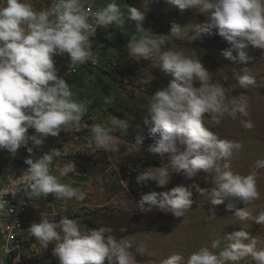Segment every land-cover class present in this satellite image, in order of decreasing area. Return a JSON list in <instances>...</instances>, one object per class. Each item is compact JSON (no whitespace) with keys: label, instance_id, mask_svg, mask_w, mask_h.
<instances>
[{"label":"clouds","instance_id":"9594fccd","mask_svg":"<svg viewBox=\"0 0 264 264\" xmlns=\"http://www.w3.org/2000/svg\"><path fill=\"white\" fill-rule=\"evenodd\" d=\"M181 11L192 10L208 17L210 23L196 26L199 34L218 29V35L237 50L233 55L226 50L223 55L239 68L238 84L246 89L256 83L246 66L252 59L244 49L249 45L264 49V0H167ZM92 17V23L89 17ZM127 20L135 22L139 37L133 35L126 45L130 57L151 60L173 79L157 91L148 102L144 123L149 127L154 142L147 152L164 160L166 153L172 157L160 168H148L137 176V183L156 181L159 187L169 182V173H183L192 179L200 171L214 173L216 187L199 188L212 205H220L224 199L236 197L246 204L259 199L257 173H234L231 160L242 144L219 138L205 126V120L213 127L238 114L243 128L252 130L254 123L249 117L248 97L244 92L232 99L218 82H212L209 70L196 51L186 55L183 50L167 47V42L181 34L176 23L170 34H145L144 14L135 7L127 6V17L116 0L89 13L84 0H53L50 7L37 10L31 0H0V150L15 154L22 146L32 154L34 146H42L48 136H59L62 129L79 127L87 106L74 100L69 83L59 75L55 57H69L68 76L76 67L91 61L97 62L93 41L97 29L109 25L123 27ZM113 97L105 102L112 103ZM126 119L109 114L104 121L90 126L89 148L105 152H118L116 130L127 132ZM29 129L35 134L29 135ZM141 151L142 140L134 144ZM62 152L50 149L39 158L31 155L24 163L31 183L25 195L33 200L52 194L57 200L74 199L83 202L87 193L71 183H62L59 177L76 171L74 161H69L53 174L51 165ZM255 169H264V159L254 162ZM192 193L185 186L169 191L143 194L139 201L141 212L157 209L184 217L192 208ZM226 211L240 221L252 219L264 226V211L253 216L250 208L226 206ZM212 215L215 216L214 210ZM30 234L43 247L54 244L53 255L59 264H140L127 239L110 235L112 229L82 227L76 219L63 216L59 222L42 214L39 223H32ZM259 240L243 229L224 235L223 241L214 239L210 246L200 247L186 257L174 253L161 259L159 264H240L250 258L255 264H264V247L258 248ZM0 264H4L0 260Z\"/></svg>","mask_w":264,"mask_h":264},{"label":"rangeland","instance_id":"374dc122","mask_svg":"<svg viewBox=\"0 0 264 264\" xmlns=\"http://www.w3.org/2000/svg\"><path fill=\"white\" fill-rule=\"evenodd\" d=\"M141 6L145 16L143 22V27L147 30L145 34L167 35L170 34L173 23L180 25L182 27L180 36L170 39L167 47L183 50L186 55H191L193 50L196 51L197 58H200L208 68L211 81L218 82L225 88L227 99L230 100L241 92L247 95L250 116L244 119L253 121L252 130L243 128L240 123L242 117L239 114L237 119L228 118L215 127L205 120V126L221 139L238 141L242 144L239 153L231 160V170L241 175L256 171L260 197L247 204L239 198L229 197L220 205H212L207 196L200 194L199 188L210 190L216 187L214 173L200 171L192 179H188L183 173L170 171L169 181H177L178 186H185L192 193L194 202L192 208L180 218L159 210L140 211L139 202L130 192L128 181L119 180V164L133 165L135 163L133 161L140 158L141 166L137 171L141 173L148 168L164 167L167 160L171 159V153H166L164 160H160L158 156L147 152L154 138L150 134L149 127L145 125L144 118L148 115L147 107L151 95L165 88L173 77L163 72L158 64L151 60H137L129 56L125 44L127 45L131 36L139 37L141 33L136 31L135 22L126 19L123 27L111 25L108 31L102 34L104 38L122 42L125 47L122 51L118 47L112 57L113 72L116 73L115 82L109 85L102 84V86L106 85L109 93H103L100 85V90H97V77H95L93 80L86 79L89 89L83 92L84 95L80 91L78 98L86 102L87 108L97 112L91 117L83 116L82 128L88 122L93 124L104 121L109 114L116 116L110 108L115 105V102L118 103L121 100L123 106L119 107L120 110L125 113L130 112L126 115L130 130L126 133L116 130L113 133L119 140L118 152L92 150L75 157V164L90 176L89 188L86 190L84 205L80 206L77 212L73 211L63 216L76 219L82 227L87 228L93 227L85 223V219H93L101 227L112 229L109 234L118 240H130L132 250L140 264H159L161 259L174 253H180L186 257L200 247L210 246L214 239L223 241L224 235L241 229L258 238V248L264 247V226L256 224L252 219L240 221L226 211V206L229 204L241 209L249 207L253 216L264 211V169L257 170L254 166L256 160L264 159V49L252 45L244 49L252 58L246 66L256 83L242 89L238 84V75L241 74L239 68L245 65H237L223 55L224 51L231 50L235 56L238 54L237 50L232 49L231 45L217 34L218 29L211 28L210 34H199L196 28L198 25L210 23L207 16L192 10L181 11L178 7L169 4L167 0H141ZM125 17H127L126 10ZM106 57L107 55H104L105 61ZM110 85H115V89L109 88ZM107 97H113V102L106 103ZM124 107L130 110H124ZM99 113L100 115H97ZM84 132L79 130L76 134ZM138 140H142L141 151H138L134 145ZM212 210L215 216L212 215ZM61 215L62 213L58 210L53 217L61 219ZM121 215L124 217L121 218ZM153 218L155 219L152 220ZM37 221L36 218H32L31 223H37ZM31 243L27 245L30 250L28 249L25 264H59L58 258L54 255L47 257L51 254L52 244L45 249L37 240ZM0 260L4 264H19L13 257L4 253L1 238ZM105 264L108 262L105 261ZM225 264H233V262L225 261ZM240 264H255V262L245 258Z\"/></svg>","mask_w":264,"mask_h":264},{"label":"built area","instance_id":"2783aa9c","mask_svg":"<svg viewBox=\"0 0 264 264\" xmlns=\"http://www.w3.org/2000/svg\"><path fill=\"white\" fill-rule=\"evenodd\" d=\"M109 2H111V0H84V7L89 13H91L102 8ZM116 2L121 5V10L125 14V10L127 12L128 6L126 0H116ZM31 3L34 8L39 10L41 8L50 7L53 0H31ZM89 22H93L91 16L89 17ZM110 26L111 25L98 28L96 35L90 38L93 41V51L97 60L95 64L88 61L85 64L77 66L74 72L65 76V73L68 72V55L65 54L63 56L55 57L56 67L59 69V75L65 77L69 86L72 81L76 83V85L79 84L81 81L79 78L81 71L84 72L83 74H86L89 73L92 68L97 72H100L102 69L108 70V68H110L103 63L104 61L102 62V56L104 55H101L96 51L97 45L101 43L103 32H106V30L108 31ZM76 77L77 80H75ZM83 103L86 104V102ZM32 130V133L35 134V130ZM61 133H65V130L62 129ZM52 138L53 136H48L44 140L42 146H34L29 142L28 147H33L34 149L31 156L33 158H39L45 154L46 147ZM21 148L27 150L26 147L22 146ZM27 168L19 172H10L5 178H0V238L2 240V249L6 255L13 257L14 261L19 264H25V261L28 258L29 247L27 245L32 244L30 240L32 235L28 229L32 224L31 218L34 203L38 199L35 198L31 200L24 193L25 188L31 183ZM64 206H66L65 203L63 204V207Z\"/></svg>","mask_w":264,"mask_h":264},{"label":"crops","instance_id":"0c3cea01","mask_svg":"<svg viewBox=\"0 0 264 264\" xmlns=\"http://www.w3.org/2000/svg\"><path fill=\"white\" fill-rule=\"evenodd\" d=\"M95 77L96 74L86 73L83 74L82 83H79V85L71 83L70 88L73 93L72 98L78 102H83V100H80L78 98V96L80 95V91H82V95H84L83 92L89 89V84L87 83L86 79L93 80ZM97 90L99 89L97 88ZM95 113L97 112L87 108V112L84 115V117L86 115H89V117H91ZM97 115H100V113ZM95 119H97L96 116ZM91 125L92 124L88 122L82 128L81 127L82 122H80L78 128L71 127L68 130H66L65 133H61L59 136L52 138V140L49 142V144L46 147V152H48L50 149L53 148H58L62 152L61 155L62 157L61 158L58 157L54 159L53 164L51 165V170L53 174L59 177V170L64 166V164H66L69 161L75 162L74 160L75 157L85 154V152H90L92 150L95 151L94 148H89L88 146V142L91 137V132H90ZM79 130L85 132L79 133V135H77L76 133ZM32 132L33 130L29 129L28 134L32 135L33 134ZM30 155L31 154L28 153V151L23 148L18 149L15 154H11L7 150H0V178H5L6 175L10 172H19L26 169L28 165L25 164L24 161L26 158H29ZM59 178L62 183H70V182L75 183V185H72L73 187H79L85 192L89 188L90 176H88L85 170L80 169L77 165H76V171L74 173H69L67 176L59 177ZM83 202H77L74 199L57 200L52 194H49L47 198L41 196L34 203L32 218H36L38 220L37 223H39L41 221V216L44 213L45 215L48 216V218H51V220L54 219L56 220L55 222L58 223L60 219L53 217L54 215L57 214L58 210L62 213L60 217L62 218L63 215H69L73 211L77 212L81 208L80 206L84 205ZM57 203L60 204L57 205ZM64 203L66 206L63 207ZM32 218H31V222H32Z\"/></svg>","mask_w":264,"mask_h":264},{"label":"trees","instance_id":"16d2710c","mask_svg":"<svg viewBox=\"0 0 264 264\" xmlns=\"http://www.w3.org/2000/svg\"><path fill=\"white\" fill-rule=\"evenodd\" d=\"M126 2H127L128 7H135L139 11L142 12L141 0H126ZM125 46H126V44H125ZM118 47L121 49V51L124 50V48H125V47H123L122 42H114L113 40H111L109 38H104V37H102L101 43L99 45H97V47H96V51L99 54L107 55L106 61L104 60V56H102V62L104 61L103 63L106 66L110 67L108 70L102 69L100 72H97L93 68L90 70V73L96 74V77H97L96 78L97 79V85L96 86L98 89H99V85L100 86H102V84L109 85V84L115 82L114 79H115L116 73L113 72L114 63L112 62V57L114 55L115 50L116 51L118 50L117 49ZM131 75H133V73H131ZM79 78L81 80L79 83H82L83 71H81V73L79 74ZM75 80H77V77L75 78ZM71 83H74V82L72 81ZM74 84H76V83H74ZM106 85L102 86L101 90L103 93L108 94L109 91L107 90ZM109 88L115 89V85H110ZM121 103H122L121 100L118 103L115 102V105L110 108V111L113 114H115L117 117H119L121 119H126V115L130 112L125 113L124 111H121L120 108L123 106V105H121ZM124 110H130V109H128V107H124ZM130 126H132V125H130ZM128 130H130V127ZM140 160H141L140 158H139V160H134L133 162H135V163L133 165H126L124 163L119 164V174H120L119 180H121L122 182L124 180L128 181L129 190H130V192H132L134 199L137 202H139L141 200L143 194H147V193H150L153 191H155L157 193L169 191L172 188L178 186V182L175 180L169 181L163 187H159L158 183L156 181H152V180L137 183L136 178L140 174L137 171L139 166H141ZM118 177H119V175H118ZM153 210H157V209H153ZM124 215H125V213H124ZM124 215H121L122 216L121 218H123ZM154 219L155 218H153L152 220H154ZM84 222L89 224L91 227H93L95 229H99L101 227L100 224L96 223L93 219L86 218ZM98 222H99V219H98ZM122 224H123V226H125L124 222H122ZM129 233H131V232H129ZM31 242H36V239L33 237L31 239ZM53 246H54V244H52L51 251H50L51 254H49L47 256L48 258H50L53 255Z\"/></svg>","mask_w":264,"mask_h":264}]
</instances>
